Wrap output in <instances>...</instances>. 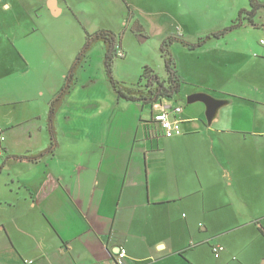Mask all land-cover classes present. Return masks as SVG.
<instances>
[{"label":"crops","instance_id":"0c3cea01","mask_svg":"<svg viewBox=\"0 0 264 264\" xmlns=\"http://www.w3.org/2000/svg\"><path fill=\"white\" fill-rule=\"evenodd\" d=\"M105 1L0 3V264H112L120 247L125 264H264V7L241 26L255 38L238 27L189 48L197 87L183 85L172 102L183 106V133L150 134L155 111L119 98L99 41L55 114L54 150L15 157L52 144L50 104L88 31L121 33L125 53L129 27L148 38L139 17L153 12L150 0ZM169 1L183 38L218 31L251 8L249 0ZM98 3L115 21L95 24ZM33 15L42 27L31 28ZM197 15L202 28L191 23ZM194 92L226 103L208 121L204 102H187Z\"/></svg>","mask_w":264,"mask_h":264},{"label":"rangeland","instance_id":"374dc122","mask_svg":"<svg viewBox=\"0 0 264 264\" xmlns=\"http://www.w3.org/2000/svg\"><path fill=\"white\" fill-rule=\"evenodd\" d=\"M33 1V0H32ZM105 1V0H104ZM105 5L107 2L105 1ZM163 5V6H162ZM148 10L152 13H147L144 10L139 19L142 22L144 39L141 37V31H137L132 28H128L125 33V38L123 39V46L126 50L125 58H121L119 56H115L114 61V69L113 75L116 79L120 80V82H126L127 84H137L135 87L139 89H144L145 82L138 83L141 79L142 74L144 73L145 67L149 66L154 69V72L158 74L162 78H168L167 66L165 63V57L163 55L162 44L163 40L167 36L175 35V27L172 22V19L168 18V12L174 10L173 7L170 6L169 0H150L147 4ZM213 7V5H211ZM96 17L94 21L96 25H101L102 23L109 24L117 18L118 15H114L109 12L107 7L98 3V7H96ZM217 9V7H215ZM210 14V12H208ZM35 21L31 24V28L42 27L43 17H40L38 24L36 25V15H33ZM92 22V20H91ZM191 22V21H190ZM193 25H198L200 28L204 26V20L202 19V26H200L199 15L197 18H193ZM232 24L230 20L229 25ZM206 25H212V22L207 19ZM115 26H120L115 24ZM132 29V30H131ZM199 29L197 26L192 27V31ZM125 32V29H122ZM239 31L251 32L250 38L253 39L257 36V33L251 27H240ZM38 31H32V33H36ZM39 35L42 33V29L39 31ZM175 33V34H174ZM147 34V36H146ZM206 33H202L201 35L195 34L185 39L190 42L199 41L201 38H204ZM103 43V42H102ZM32 44L33 41L30 42V48L33 49ZM40 44V42H39ZM104 44V43H103ZM169 50L174 54V61L176 63V68L178 69V73L180 75L186 74L187 78L188 74L192 77V82H187L185 80L186 77L183 78V85L197 87V74L196 72V52L194 50H190L187 46H184L183 43L179 41H175L170 45ZM106 53V50H105ZM182 71V73H181ZM107 74V73H106ZM108 76V75H107ZM183 77V76H182ZM109 79V77H108ZM110 82V80H109ZM189 90V89H187Z\"/></svg>","mask_w":264,"mask_h":264},{"label":"trees","instance_id":"16d2710c","mask_svg":"<svg viewBox=\"0 0 264 264\" xmlns=\"http://www.w3.org/2000/svg\"><path fill=\"white\" fill-rule=\"evenodd\" d=\"M251 8L247 10L246 8L242 9L235 21L231 25H228L218 31H212L208 33L204 38H201L199 41L190 42L183 38L182 35H171L167 36L163 40L162 50L165 57V63L167 66L168 78H162L154 72L149 66L145 67L144 73L141 76V79L138 83L145 82L144 89H139L135 87L137 84H127L126 82H120L113 75L114 61L115 56H117V45H121L122 34L116 33L112 30L106 28H101L93 33L87 32L83 48L80 53H78L76 61L73 63L72 67L69 70L67 75L66 82L62 85L59 93L55 98L52 99L50 104V111L48 114V124L49 131L52 138V144L49 148L40 151L36 154L30 155H15L16 158L20 160L33 161L42 159L46 154L54 150V146L57 145V136H56V125H55V114H57L58 108L65 99L66 95L70 91V88L76 82V71L81 66L84 58L87 56V53L91 50L92 46L101 41L105 45L106 53L104 54V64L105 71L109 77L110 83L114 91L117 93L119 98L126 100H131L135 102H141L144 106L150 105V107L162 98L175 99L176 94H178L183 86V81L178 69L176 68V63L174 61V54L169 50L170 45L179 41L183 43L184 46H187L190 49H195L197 46H201L206 41L211 38H220L224 36L228 31L241 27L244 22L253 23V19L257 12L264 7V3L260 0H249ZM139 24H134L133 29L139 31L137 27Z\"/></svg>","mask_w":264,"mask_h":264},{"label":"built area","instance_id":"2783aa9c","mask_svg":"<svg viewBox=\"0 0 264 264\" xmlns=\"http://www.w3.org/2000/svg\"><path fill=\"white\" fill-rule=\"evenodd\" d=\"M4 0H0L2 3ZM264 42V40H262ZM125 51L121 48V45H117V56L123 58L125 56ZM173 99L162 98L155 102L151 108L155 111L152 123L157 126V128H152L150 134L153 136H158V134L164 137L170 138L175 135L183 133L182 120L180 119V113L183 111V106L177 104L173 107ZM0 139L4 140L5 137L0 135ZM3 155V150L0 148V156ZM216 256H219L223 250V246L220 244H215L212 246ZM128 255V250L125 247H120L116 258L113 260L112 264H125V258ZM101 264H111V263H101Z\"/></svg>","mask_w":264,"mask_h":264},{"label":"water","instance_id":"95a60500","mask_svg":"<svg viewBox=\"0 0 264 264\" xmlns=\"http://www.w3.org/2000/svg\"><path fill=\"white\" fill-rule=\"evenodd\" d=\"M202 101L206 105V116L207 120L211 121L215 118L220 106L226 103L223 99L213 97L211 94L206 92H194L187 97L188 103ZM99 264V263H98Z\"/></svg>","mask_w":264,"mask_h":264}]
</instances>
